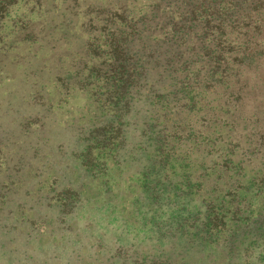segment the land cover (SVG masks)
<instances>
[{
    "label": "rangeland",
    "instance_id": "374dc122",
    "mask_svg": "<svg viewBox=\"0 0 264 264\" xmlns=\"http://www.w3.org/2000/svg\"><path fill=\"white\" fill-rule=\"evenodd\" d=\"M86 1L102 12L109 6L125 5L132 21L130 26L141 31L126 46L135 57L142 55L145 50L142 42L150 33L151 39H162L161 35L155 36L154 27L168 19L161 15L151 17V21H146L151 26L146 22L140 26L137 20L150 16L157 1L170 3V11L187 3V0ZM260 1L250 17L240 18L239 26L231 17L235 27L226 29L232 56L243 58L240 70L236 66L228 74V80L218 83L213 92L199 93L195 88L197 93L192 94L198 96L196 101L210 103L211 108L198 111L196 106L191 113L186 111L170 121H160L168 127L175 121L197 129L204 120L214 122L202 137H197L195 131L191 136H183L166 165V181L160 173L154 176L159 159L152 163L154 154L138 155L134 162L125 156L137 142L134 139L137 130L144 127L141 123L149 115L146 103L152 91L134 88L138 101L131 106L127 118L130 125L121 146L115 141L104 149L92 145L86 149L87 141L78 142L80 134L89 131L97 121L111 119L114 113L95 102L89 90L81 91L79 87L64 90L45 74L31 75L41 65L26 52H18L16 67L0 61L1 125L19 116L14 106L21 105V98L26 95V87L19 86L22 79L30 78L34 84L48 80L46 92L51 105V113L40 112L45 118V129L39 138L23 134L11 125L5 126L7 134H0L2 142L8 140L11 147L18 141L24 144L15 154L25 169L18 171L17 182L5 196V189L0 187V264H264V0ZM84 2L0 0V52L17 53L14 46L25 47L29 42L12 45V40H22L28 32L38 34L41 27L42 37L50 38L64 32L72 19L78 25L86 22ZM228 5L224 12L231 9ZM81 36H74L78 39L74 45L78 51L88 33ZM245 40L250 42L248 50L237 49ZM146 44L147 50L154 53L166 48L173 50L170 44ZM70 48V41H51L40 54L48 58L53 51ZM146 62V67L152 69L155 58L147 57ZM153 80L157 79L148 81ZM231 93L237 96L236 104L228 98ZM9 97L12 107L2 102ZM190 97L188 94L181 101L187 110ZM23 106L33 115L38 111L30 103ZM154 109L156 106L152 112ZM160 128L159 125L156 130ZM6 151L0 152L3 187L9 184L6 161L11 165V160L12 163L17 160L13 150ZM87 158L88 168L86 165L80 168L81 161ZM124 159L128 164L116 162ZM141 170L144 175L139 174ZM11 172L16 175L14 170ZM169 192L175 197L166 198ZM178 225H183L179 231L184 230L185 237L175 239ZM193 232L205 240L186 244Z\"/></svg>",
    "mask_w": 264,
    "mask_h": 264
},
{
    "label": "trees",
    "instance_id": "16d2710c",
    "mask_svg": "<svg viewBox=\"0 0 264 264\" xmlns=\"http://www.w3.org/2000/svg\"><path fill=\"white\" fill-rule=\"evenodd\" d=\"M74 1L76 2V0ZM83 2L86 5L83 7H86L85 13H88H86V22L78 25L72 19L67 23L68 28L64 32L58 35L52 34L50 38L42 37V27L38 34L28 32L21 38L22 40L14 39L11 44L29 43H26L25 47L14 46L17 49L15 54L0 52V61L5 62L4 65L9 63L16 67L19 65L18 52H26L33 61L41 65L36 70L31 71V75L45 74L48 79H55L56 83L64 90H68L70 87H79L81 91L89 90L92 92L95 102L102 105L103 109L114 113L111 119L97 121L89 131L80 134L81 137H78V142L81 140L87 141L86 149L90 145L104 149L114 144L115 141H118L117 146H121L126 140L127 127L130 125L127 118L130 116L131 106H134L133 102L138 101L134 88L152 91L148 97L149 101L146 103L149 115L141 123L144 127L137 130L138 134L134 137L137 142L125 153V156L129 160L132 158L134 162L138 155L147 157L149 154H154L152 163L159 158L157 160V173L154 176L160 173L163 180L166 181V165L169 158L174 155V148L182 141L183 136H191L192 132L195 131L197 137H202L214 122L211 123L212 119L204 120L203 125L197 129L191 125H185V123H179L180 125H178L175 121H171V125L168 127L162 125L160 121H170L172 118L174 119L173 116L177 117L186 113V111L191 113L196 106H199L197 108L198 111L203 110L204 107L205 109L211 108L210 103L206 104L205 101L200 103V100L196 101L198 96L196 97L192 94L197 93L196 89L200 90L199 93L201 91L213 92L218 83L220 84L223 80H226L228 74L236 66L240 70L243 58L237 55L235 57L232 56L233 48L226 41V29L231 28L235 24L231 17L235 18L236 26H239L241 24V21L239 22L240 18L243 16L244 18L250 17L251 11L260 5L261 1L187 0V3L183 4V8L177 7L175 11L174 7L170 11V3L157 1L151 7V15L148 16L150 18L144 15V17L137 20V24L139 23L141 26V23L151 21V17H156L157 15L167 18L168 20L165 23L158 22L154 27V30H156L155 36L161 35L162 39H151L153 33H150L146 37L145 42H142L145 43L143 45L145 50H142V55L138 57H135V54H131L126 47L135 37H139L138 34L141 31L138 29L139 27L130 26L132 21L128 17L125 5H120L119 7L117 3L118 8L109 6L106 8L109 10L107 13L105 8L104 12L98 11L92 8V4V7L88 5L89 3L86 0H83ZM63 3H65V0H63ZM226 5H231V9L228 12H224ZM153 12H155L154 15ZM221 17L226 19L222 21ZM262 22L264 23V19ZM148 26L151 25L148 24ZM256 29H259L258 25ZM93 31L97 33L94 34ZM87 33L88 38L84 36L85 41L80 50H75L74 45L78 40L75 39L76 35H87ZM47 35L49 36V34ZM127 37H130L129 40ZM51 41L52 43L70 41L72 48L53 51L48 58L41 56L40 51L45 49L46 44ZM146 42H149V45L153 43L155 46L158 43L170 44L173 50L166 48L165 51L154 53L152 49L147 50L148 45ZM249 46L250 42L245 40L237 49L246 51ZM212 49H215L214 52L211 51ZM27 55L25 56L26 59L28 58ZM151 56L155 58V64L152 69H148L146 67V58ZM141 58H143L142 63H140ZM223 66L226 67L223 68ZM237 74H239L238 71ZM199 75H201V80L197 81ZM36 77L38 76L36 75ZM154 77L157 80L148 81L149 78L154 79ZM29 79H22L19 82L20 87H26V95L21 98V105L14 106L16 114L20 117L15 115L5 121L3 125L0 124V134L4 132L7 134L5 131L6 125L15 127V130L18 129L23 134H34L37 138L44 132L45 118L43 113H51V105L46 92L48 80L41 84H34ZM188 94L189 96L191 95L189 99L191 104L187 110L186 106L181 104V101ZM228 98H232V102L235 104L238 102L237 96L232 93L228 95ZM2 102L6 104V107H12L11 97ZM23 102L30 103L32 106L35 105L34 107L38 109L37 113L33 115L32 112L26 110L27 107L24 108ZM227 103L225 102L224 105H227ZM205 104L206 106H204ZM0 106L1 111L2 103ZM153 106H156L154 112H152ZM41 111L43 113H40ZM153 113L156 114V117ZM151 115H154V118ZM217 120L215 119L214 121ZM33 125H36L37 129L33 130ZM159 125L161 126L160 130H156ZM23 147L24 144L22 142L19 143L18 141L15 146L11 147L8 140L4 143L0 139V152L8 153L6 150H13V154L16 156L15 153L19 150L21 151ZM36 151V149H32L35 156L38 155L35 154ZM13 158L11 157L10 160ZM16 158V163H12L11 160V165L6 161V183L9 184L3 187L0 182V187L5 189L3 196L9 193L10 190L8 188L14 182H17L18 171L22 172V170H25L19 156H16ZM31 158L33 159V157ZM87 160L88 158L81 161L82 165L80 168L83 165L88 168ZM126 161L124 159L116 162L118 164H128ZM13 170L16 175L11 174ZM139 174L144 175V171L141 170ZM79 188L81 189L82 186H79ZM171 193L169 192L166 198L172 197ZM191 195L189 194V196ZM181 227L183 225L176 227L175 239L185 237L184 230L179 231ZM189 236L190 239L187 240L186 244L198 243L201 238L202 241L205 240L203 237L198 236L197 232H193ZM173 248H176V246L174 245Z\"/></svg>",
    "mask_w": 264,
    "mask_h": 264
}]
</instances>
